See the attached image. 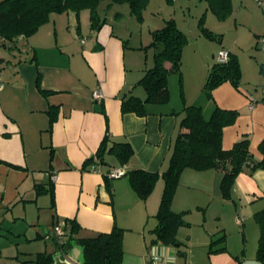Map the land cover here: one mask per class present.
I'll return each mask as SVG.
<instances>
[{
	"label": "crops",
	"instance_id": "obj_1",
	"mask_svg": "<svg viewBox=\"0 0 264 264\" xmlns=\"http://www.w3.org/2000/svg\"><path fill=\"white\" fill-rule=\"evenodd\" d=\"M254 3L230 0L227 14L215 13L217 20L231 21L232 37L224 28L209 48L201 34L192 41L187 37L181 61L182 66L183 58L192 63L194 72L186 81L182 68L179 84L171 75L166 102L146 103L142 116L123 114L120 95L144 98L137 82L154 64L155 48H147L151 31L163 25L148 29L144 41L141 27L135 40L126 25L117 31L115 20L124 13L109 10L124 3L101 4L98 14L105 21L99 29L90 26L88 8L67 9L51 12L27 35L0 37V264L54 252L56 222L70 241L114 226L123 229L122 264H146L149 252L165 264H264L257 252L255 215L264 210L261 168L239 171L228 196L220 188V169L183 168L171 207L183 213L186 223L177 228L172 244L153 241L152 232L165 184L161 173L185 106L201 107L205 118L215 106L237 110L236 120L222 128L223 148L247 136L249 151L261 157L264 51L258 39L264 35V7ZM221 48L237 57L240 84L237 88L226 80L208 93L204 82ZM97 90L101 98L93 96ZM106 132L130 142L134 153L127 163L112 154L106 155L107 164L87 161ZM134 168L160 173L146 198L137 195L125 174ZM111 169L124 173L111 177ZM71 220L78 229L70 236Z\"/></svg>",
	"mask_w": 264,
	"mask_h": 264
},
{
	"label": "trees",
	"instance_id": "obj_2",
	"mask_svg": "<svg viewBox=\"0 0 264 264\" xmlns=\"http://www.w3.org/2000/svg\"><path fill=\"white\" fill-rule=\"evenodd\" d=\"M149 0H2L0 2V37L13 40L20 34L27 35L34 31L39 24L48 19L51 12H64L67 9L79 10L88 8L90 26L99 29L105 18L100 20L98 8L113 3H127L130 12L138 20L143 19L142 10ZM172 1V0H169ZM209 8L219 16L230 11V0H208ZM202 22V21H201ZM204 34L214 36L206 27H201ZM151 42L148 46L155 48L154 64L145 70V74L137 82L145 90L144 98L131 93L120 95V111H130L142 116L146 113L145 104L149 102H166L168 99V76L170 72H179L181 53L187 43V36L174 22L173 18L164 21L161 28L151 31ZM170 65L166 66L165 62ZM241 69L237 57L230 52L226 62H213L205 80L204 89L209 93L215 86L226 80L231 81L237 88L240 84ZM54 110H50V114ZM51 114V119L54 118ZM238 111L221 109L215 106L209 117L202 115L201 107L187 105L184 115L180 118L178 135L173 142L166 171L161 173L165 182L156 213L157 225L154 227L153 241L172 244L177 241L176 230L184 225L182 212H175L171 207L173 192L178 184V178L183 168L205 170L206 168L220 169V188L224 195H229V188L233 177L244 167L250 171L257 168L264 169V141L259 144L261 157H255L249 151V138L242 136L229 149H224L221 143L222 128L236 120ZM97 146L95 154L87 161L107 164L106 155L112 154L119 162L127 163L134 153V149L127 139L115 140L106 132ZM110 171V170H109ZM108 171V175H109ZM129 183L141 198H146L156 184L159 171L153 172L145 168H134L126 171ZM256 220L259 223L260 235L258 256L264 259V210L258 211ZM74 220L70 221V236L77 231ZM71 238V237H70ZM123 229L114 226L109 232H98L85 238H77V243L83 247L84 263L82 264H122ZM55 250L65 252L70 247V239L63 244L54 241ZM53 252H40L32 259L21 261V264H52Z\"/></svg>",
	"mask_w": 264,
	"mask_h": 264
},
{
	"label": "rangeland",
	"instance_id": "obj_3",
	"mask_svg": "<svg viewBox=\"0 0 264 264\" xmlns=\"http://www.w3.org/2000/svg\"><path fill=\"white\" fill-rule=\"evenodd\" d=\"M105 3L103 4L105 5ZM254 4L257 8H260L256 5V3ZM116 10L124 13V16L119 15V19L115 20L117 31H125L126 29L124 26L126 25L127 30L132 31L134 40L137 37H140L138 36L140 27L142 28V36L144 41L146 40L144 35L148 29L161 27L164 24V21L168 18H173L174 22L177 23L178 27L187 35L190 41L197 39L196 36L201 34V40H204V45L208 48L210 45L214 44V41L219 42L221 35L220 32H222L224 28L226 30V35L229 37H232L235 33L233 27L230 24L231 21L223 22L221 20H217L215 12H213V9L209 8L208 0H149L147 6L142 10V20L136 19V17L130 12L129 5L126 2L122 6L113 7V9L109 10V13L113 15L115 14L114 11ZM129 13L132 15L131 19V15H129ZM201 27H207L209 31H212L210 32L213 33L214 36L209 37L208 35L204 34ZM218 33H220V35ZM147 48H150V46ZM183 62L184 63L182 66L181 61L179 69L180 73L170 72L167 82L169 81V77L173 75L172 77H177V84H179L180 82L178 79L180 74L182 75V68L185 72L186 81L189 80V75L194 72L195 68L193 67L192 63L188 61L185 62L184 58Z\"/></svg>",
	"mask_w": 264,
	"mask_h": 264
},
{
	"label": "built area",
	"instance_id": "obj_4",
	"mask_svg": "<svg viewBox=\"0 0 264 264\" xmlns=\"http://www.w3.org/2000/svg\"><path fill=\"white\" fill-rule=\"evenodd\" d=\"M255 1L259 7H264V0H255ZM258 43H260L261 50L264 51V35H261V37L258 39ZM228 54H229V51L227 49L221 48L217 51L215 58L219 62H226V60L228 59ZM93 96L96 98H101L102 93L99 90H97L93 92ZM123 173L124 172L121 169L120 170L111 169L109 171V176L119 177ZM53 178H54V175H53ZM237 221L240 222V219H238ZM65 235H66V230L63 229V224L57 223V222L54 223L53 236L55 237V240L57 241L58 244L61 245L65 242ZM146 264H165V262L161 256H158L155 253L149 252L146 255Z\"/></svg>",
	"mask_w": 264,
	"mask_h": 264
},
{
	"label": "water",
	"instance_id": "obj_5",
	"mask_svg": "<svg viewBox=\"0 0 264 264\" xmlns=\"http://www.w3.org/2000/svg\"><path fill=\"white\" fill-rule=\"evenodd\" d=\"M65 252L55 250L52 253V264H82L85 259L83 256V247L77 243V240L70 241V247Z\"/></svg>",
	"mask_w": 264,
	"mask_h": 264
}]
</instances>
